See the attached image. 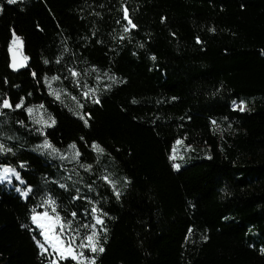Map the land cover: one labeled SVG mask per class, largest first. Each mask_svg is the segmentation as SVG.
<instances>
[{
    "label": "trees",
    "instance_id": "1",
    "mask_svg": "<svg viewBox=\"0 0 264 264\" xmlns=\"http://www.w3.org/2000/svg\"><path fill=\"white\" fill-rule=\"evenodd\" d=\"M125 5L137 25L130 31ZM0 6V99L24 98V107L0 110V143L15 153L0 154V164L24 175L19 162H26L34 189L26 200L0 184V264H49L30 219L48 194L66 220L77 212L74 228L92 222L89 200L107 213L99 236L105 251L83 250L95 264H264V0ZM12 50L28 69L11 71ZM69 69L86 77L99 104L77 89L76 108L50 94L45 77L68 83ZM233 101L247 109H233ZM40 105L56 121L43 135L26 112ZM83 113H90L87 126ZM45 137L64 155L74 143L91 170L37 151ZM177 140L209 147L210 158L175 171ZM94 141L104 153L92 149ZM88 231L80 228L81 237Z\"/></svg>",
    "mask_w": 264,
    "mask_h": 264
},
{
    "label": "snow or ice",
    "instance_id": "2",
    "mask_svg": "<svg viewBox=\"0 0 264 264\" xmlns=\"http://www.w3.org/2000/svg\"><path fill=\"white\" fill-rule=\"evenodd\" d=\"M7 3L14 4L16 3V0H7ZM2 6H0V11H2ZM124 18L127 21V24L125 26V31H130L131 29H135L137 25L133 23L131 17L129 16V10L127 6H124ZM164 19V18H162ZM130 25L131 29L127 26ZM123 38V37H121ZM20 37L16 36L14 34V39L12 40L13 44H16L18 41H20ZM197 42L199 41V38L197 37ZM143 47V45H141ZM26 59V57L24 58ZM155 59V57H153ZM45 63H48V61H45ZM59 63V61H57ZM13 68L17 67V63L14 62L11 65ZM22 66V65H21ZM70 75L75 79L80 75L79 72H77L75 69H69ZM33 77L36 76V73H32ZM48 77H45V83L48 84ZM53 81L59 80L60 77L58 75H54L51 78ZM99 79V77H98ZM110 79H114L113 77H110ZM75 83L77 87L80 85V81L78 79L75 80ZM50 94L54 96L55 99L59 100L60 96L58 93L51 90V85H49ZM89 92L92 93L91 100L93 103L99 104V97L95 94L94 89H89L88 91L82 92V95L84 98H89ZM244 102L241 101L240 104H237L236 101H233V107L239 109L240 111H243L242 105ZM24 107V98H20V100L13 105L11 97H4L3 99H0V110L3 109H20ZM41 109L43 108V105L39 106ZM79 107L83 108V105L80 104ZM26 112L29 114V116L34 120V123L40 124L41 127L37 128L36 130L43 135V127L48 126L49 123L55 124L54 118L49 119H43L42 117L40 119H36L32 116L34 112V106H29L26 108ZM2 114V112H0ZM82 120H84L85 125H88V119L90 118V113H83L80 117ZM21 125H24V121H18ZM215 123V121H213ZM83 139V138H81ZM181 140H177L176 143H181ZM71 149L75 150L74 155L71 157L72 160H75L77 164H79L80 167L85 168L86 170L90 171L92 168V165L90 164H80L79 157L80 153L76 149V145L73 143L69 146ZM92 149L98 153L102 154L104 153V148L97 142H92L91 145ZM37 151H45L50 150V154L52 155H59L61 160L68 159L67 156L60 153V150L53 146L50 141L47 140L45 137L43 143L41 145L37 146ZM175 150H173L174 152ZM11 153L12 155H15L13 150L9 147H6L3 143H0V154H8ZM171 159L175 160V155L171 157ZM173 167L175 169H179L180 165L178 163L173 164ZM19 169H25L24 175H22L21 170H18L17 167H13L10 164H0V184H12L14 186V189L17 193H19L20 198L22 199H29L30 194L33 193L34 189L28 181L26 176V162L20 161L19 162ZM71 179V177H69ZM103 180L108 183L109 185H113V181L109 180L107 176L103 177ZM60 188H67L66 184H59ZM91 187V185H89ZM77 193H79V189L76 190ZM117 198H119L120 193L117 191L114 193ZM82 197L77 194L76 196H73L74 200L81 199ZM83 199L88 200V197H83ZM89 203H92L91 207V217L92 222L91 223H83L80 225V227L74 228L73 227V219L77 217V212L73 211L71 213L72 219H65L59 211H57L59 205L57 204L56 199L51 195L48 194L46 197L42 198V203L38 206L41 211H33V214L31 215L30 219L32 223L35 225V229H38L37 235L43 237V241L36 240V243L38 247L42 250V254L49 251V248L51 249L52 253L55 255V259H52L49 261V264H59V260L63 258L64 260H68L71 258L73 261H78V264H95V258L92 257L91 259L84 257L83 250L87 249L91 253H103L105 251L104 247L100 244L99 236L101 233H106L107 228L105 226V219L104 217L107 216V213L103 211L102 208L98 207L94 202L89 200ZM87 209H85V212L87 213ZM80 228L89 229V231L81 237L80 235ZM35 229H33L35 231ZM58 230V231H57ZM35 238V237H34ZM206 239V237H205ZM77 241H79L77 243ZM76 249H80V251H77ZM264 251V249H262Z\"/></svg>",
    "mask_w": 264,
    "mask_h": 264
},
{
    "label": "rangeland",
    "instance_id": "3",
    "mask_svg": "<svg viewBox=\"0 0 264 264\" xmlns=\"http://www.w3.org/2000/svg\"><path fill=\"white\" fill-rule=\"evenodd\" d=\"M12 53L17 55L21 62L25 61L24 57L20 54V52L18 50H12ZM76 79H78L80 81L79 87H77V85L75 83ZM49 85H51L52 91L59 94L60 99L58 101H60L63 104H67V103L72 104L75 108L78 105V99L74 96V94H72V90L77 89L79 91V93H82L84 91H88L89 89H91L89 86V82L87 81L86 77H84V76H82V77L78 76L75 79L72 78V79L68 80V83H66L65 81L60 80V79L56 80V81H53L52 79H50L48 81V89H49ZM49 92H50V89H49ZM89 94H91V92H89ZM237 104H240V102H237ZM240 106L243 107V109H244L243 111H245L247 109V106L245 103H243ZM233 109L240 111L239 109L234 108V107H233ZM243 111H241V112H243ZM32 116L35 117L36 119H40L41 117L43 119H49V116H48L47 112L45 111V109L44 108L41 109L39 106L34 107V112H33ZM37 125L39 127H41L40 124H37ZM45 127H47V126H44L43 128H45ZM181 141H182L181 143H179V144L175 143L173 145V149H172V152L170 155V162H171L172 166L175 163H178L180 165L179 169H175L173 167L175 171L181 170L182 168L186 167L190 163H195V162L199 163V162H202V161L210 158L211 151H210L209 147H204V146H200V145H187L184 140H181ZM173 150H175V151L173 152ZM48 151L50 152V150H48ZM173 154L175 155V160L171 159ZM73 155H74V150L71 149L70 153L68 155H65L68 157V159H64V160L70 164H72L73 162H75V164H76V161L71 159V157ZM2 185L7 187L8 189H14V186L12 184L5 183ZM113 186H114V183H113ZM44 254H47L51 258V260L56 258L55 255L52 253L50 248H49V251L44 253ZM68 260H71V258H69ZM60 261H64V259L61 258L59 260V264H60Z\"/></svg>",
    "mask_w": 264,
    "mask_h": 264
},
{
    "label": "water",
    "instance_id": "4",
    "mask_svg": "<svg viewBox=\"0 0 264 264\" xmlns=\"http://www.w3.org/2000/svg\"><path fill=\"white\" fill-rule=\"evenodd\" d=\"M15 52V51H14ZM17 53V52H16ZM21 54V53H20ZM22 55V54H21ZM17 63V67L13 68L11 65L14 62ZM22 65V66H21ZM30 66V62L25 59L24 62H21L17 55L13 54L12 51L10 52V69L13 73L17 74L19 72L24 71L25 69H28Z\"/></svg>",
    "mask_w": 264,
    "mask_h": 264
}]
</instances>
